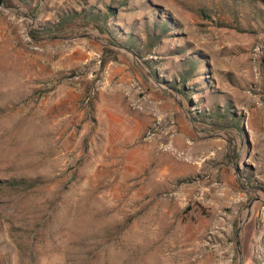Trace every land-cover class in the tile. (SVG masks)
Wrapping results in <instances>:
<instances>
[{"label": "rangeland", "instance_id": "1", "mask_svg": "<svg viewBox=\"0 0 264 264\" xmlns=\"http://www.w3.org/2000/svg\"><path fill=\"white\" fill-rule=\"evenodd\" d=\"M0 264H264V0L0 2Z\"/></svg>", "mask_w": 264, "mask_h": 264}, {"label": "trees", "instance_id": "2", "mask_svg": "<svg viewBox=\"0 0 264 264\" xmlns=\"http://www.w3.org/2000/svg\"><path fill=\"white\" fill-rule=\"evenodd\" d=\"M2 1H4V0H0V2H2ZM113 11H114V9H113L112 7L109 6V12L111 13V12H113ZM80 15H81L82 17H84V18H88L89 21H92V22H96V20L99 19V17H98L96 14H94L93 12H89V13L81 12ZM105 19H107V17H106ZM99 25H101V24H98V26H99ZM109 43H111V44H113V45L116 46V42H115V40H114V41H113V40H110Z\"/></svg>", "mask_w": 264, "mask_h": 264}, {"label": "water", "instance_id": "3", "mask_svg": "<svg viewBox=\"0 0 264 264\" xmlns=\"http://www.w3.org/2000/svg\"><path fill=\"white\" fill-rule=\"evenodd\" d=\"M239 231H240V228H239L238 231H237L238 237H239ZM237 243H238V245L240 246V241H239V239H238Z\"/></svg>", "mask_w": 264, "mask_h": 264}, {"label": "bare ground", "instance_id": "4", "mask_svg": "<svg viewBox=\"0 0 264 264\" xmlns=\"http://www.w3.org/2000/svg\"><path fill=\"white\" fill-rule=\"evenodd\" d=\"M190 252L188 253L189 255H191L192 253L195 254V252H193L192 250H189Z\"/></svg>", "mask_w": 264, "mask_h": 264}]
</instances>
